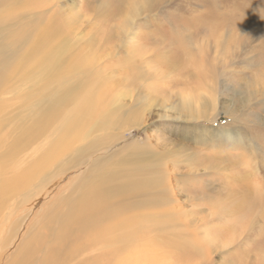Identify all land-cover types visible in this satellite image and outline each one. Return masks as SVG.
I'll return each mask as SVG.
<instances>
[{"label":"rangeland","instance_id":"rangeland-1","mask_svg":"<svg viewBox=\"0 0 264 264\" xmlns=\"http://www.w3.org/2000/svg\"><path fill=\"white\" fill-rule=\"evenodd\" d=\"M9 42L0 161L16 146L33 165L62 112L89 107L51 167L7 199L0 187V264H107L140 242L157 253L133 264H264V0H0L2 62ZM39 83L52 97L37 116L27 98ZM57 92L67 104L56 114ZM133 147L150 166L163 161L164 199L74 227L63 256L49 254L71 185Z\"/></svg>","mask_w":264,"mask_h":264},{"label":"bare ground","instance_id":"bare-ground-1","mask_svg":"<svg viewBox=\"0 0 264 264\" xmlns=\"http://www.w3.org/2000/svg\"><path fill=\"white\" fill-rule=\"evenodd\" d=\"M12 44L13 43H11V42L6 44V46H9V52L6 55L5 59L6 58H10V59L8 61L4 60L2 62V59H3L2 55L0 56V82H3V83L5 82V78H7L9 75V72H10V69L12 66V62H13V58L17 52L16 46H12ZM42 83H41V85L46 84L45 82H44L45 84H42ZM0 85H2V84H0ZM50 86H45V88H42L43 86L40 87V83H39V87H38L37 91L33 95H31L27 98V102H29L32 98H36L35 101L32 102L33 103V109H32V103L29 104V107H30L33 114L38 116V115H40V108L42 106H44V105L49 106V103L51 100L50 97H52V94L49 96V93L47 94L46 92H48L49 88L51 89ZM38 94H41L44 96V97H42L41 101L38 97L39 96ZM1 96H3V95H1ZM55 97L57 98V101L59 103L55 102V104L51 107H54V112L57 114L60 111L59 109L61 108V105L64 107L66 106L67 100H65V98H66L65 94H61L58 92L55 94ZM12 98H15V96L14 97L12 96ZM91 99L94 100L93 98H91ZM6 101H8V100H6ZM41 102L43 104H41ZM104 106H105V104H104ZM88 107H89V105L87 106L86 101L83 100V101H79L78 103H76L75 106H73V108L71 110H69L68 112H66V111L62 112V122H61L62 125L60 126L61 127L60 130L58 129L60 131L59 136L55 139V141L53 142V145H48L49 140L52 138L53 135L50 136V138H48V139H42L41 144H43V148H42V151H40L41 154H40V156L37 155L38 158L34 161L33 165L27 166V167H26V165L21 166L22 162H21L20 158L15 156L17 154H14L15 150H16V146H15L14 150L12 151L13 154L11 152H9V153H7L8 155H5V156L2 155V158L0 161V187H2L6 191L5 199L8 198L9 194H12V193L16 194V193H19L20 191L22 192L23 189L20 186L22 185L24 179L28 175H30L29 177H31L33 175L42 174V172L45 169L51 167L54 164L55 159L61 154L63 149L66 148L68 141L70 139V135L67 132V130L69 128L75 129L76 134L78 133L79 130L75 127L76 123H77L76 116L81 115L82 117H84ZM11 108H13V107H11ZM63 114H65V115L63 116ZM51 117H52V115H51ZM79 123H81L80 120H79ZM58 127L59 126H57V128ZM42 131H44V130H42ZM227 136H228V138H232L233 135L228 134ZM19 143H20V141H19ZM31 144H33V143H31ZM17 147H18V145H17ZM20 147L22 148L21 145H20ZM30 153H31V151H30ZM25 154H27V153H25ZM25 154H23V156ZM141 155H143V153L141 152V150L138 147L130 148V149H128L127 155H120L110 166L102 165V166L96 168L93 171V173L81 176L79 179H77L75 181V183L73 185H71V187L74 188V194H72V197H74V198L71 197L72 198L71 199L72 204L70 203L71 205L70 206L68 205L69 206L68 212L62 214L61 217L59 216L61 219L58 217L59 221L62 222L61 226L64 227L65 233L63 232L64 236L61 235L62 237H60L58 240L56 239L54 241V244L51 245L52 248H50V246H49V248H50V250L48 249L49 254L51 253L52 256H61L62 255L63 248H65L64 244L67 243V240L69 239L68 236H70L68 234V232H72L73 231L72 229L74 227H76L77 229L79 228L80 230H82L80 232L83 233L86 230L84 227H90V226L96 225L98 222H100V220L101 221L103 220L104 215L109 214L112 211H119L120 212V210H122L124 206H125L124 208H126V207H128V205L136 206V205H141V204H146V205L156 204V203H159L161 200L164 199V197H165L164 190L160 189V188H163V185L161 183L160 175L158 173L160 171V169H159V164L161 162L160 159L156 158L155 161L150 166L149 165V159L146 157H143ZM23 156H21L22 159H23ZM25 156H24V158H25ZM123 156H124V158H123ZM27 157L28 156H26V158ZM161 159H163V158L161 157ZM118 160H121L120 165L116 164V162ZM28 163H29V161H28ZM120 166H123V168H121ZM163 170H165V172H167L169 170L168 165L166 168L161 169L162 172H164ZM170 175H172V174H170ZM3 177H5L6 181H8V183H9L8 186H7L6 182H2ZM27 195H29V194H27ZM66 195H67V193H66ZM128 195H130V196H128ZM22 199H24V198H22ZM16 200H20V199L16 198ZM24 201H26V200H24ZM59 201H61V200H59ZM63 202H65V201L63 200ZM16 203H17V201H16ZM61 203H62V201H61ZM61 203H60V205H61ZM243 203H244V201H243ZM246 203L248 204V202H246ZM22 205L23 204H21V206ZM24 205H25V203H24ZM65 205H67V204H65ZM62 206L63 205H61V207ZM14 207L15 206H13V208ZM3 208H4V203L1 204V202H0V216L3 212ZM18 209H17V211H18ZM46 210H47V208H46ZM19 211H20V209H19ZM58 211H59V209H58ZM10 212H12V211H10ZM60 212H62V211H60ZM123 213L125 214L126 210L123 211ZM16 215H14V216L16 217ZM52 215H53V212H52L51 216ZM51 216H49V218ZM55 217L56 216L54 214V218ZM43 218H44V216H43ZM12 219H13V217H12ZM136 219L137 218H135L134 220L137 222L138 219L137 220ZM40 221H41V218H40ZM139 221H141V220H139ZM0 222H1V220H0ZM136 222L133 223V225L136 227H133V225L132 226L129 225V226L132 228H138L137 227L138 224H136ZM53 223H55V222H53ZM46 226L48 227V225H46ZM53 226H55V225L53 224ZM61 226H60V228H61ZM110 227H112V226H110ZM128 227H127V230L131 229ZM55 230H56V228H55ZM62 230H63V228H62ZM131 230H133V229H131ZM51 231L53 232V230H51ZM119 232H121V231H119ZM132 232L133 231H131V234L134 233V232L133 233ZM72 233H74V232H72ZM3 234H4V232H3ZM120 234L119 233H117V234L113 233V235H111V237L108 238V241L112 242V243H116L118 241V236ZM80 235H82V234H80ZM80 235H79V237H80ZM100 238L103 239L102 236ZM29 240H31V238H29ZM104 241H106V240H104ZM76 242H77V240H76ZM137 243L138 244L141 243V244L135 246L136 243H134L132 246V249L128 252H118L117 257H114V260L112 261V263H111V261L110 262L108 261L107 264H133L131 262L135 261V263H138L140 261L138 256H149V257L150 256H156L157 252L154 250H152V251L150 250V247H151L150 243H148V242L147 243L145 242L143 244H142V242H140V243L137 242ZM78 244L80 245L81 243H78ZM78 244H76V245H78ZM100 244H101V242H100ZM26 245H27V243H26ZM66 247H68V245ZM101 264H105V263L102 262ZM154 264H155V262H154Z\"/></svg>","mask_w":264,"mask_h":264}]
</instances>
